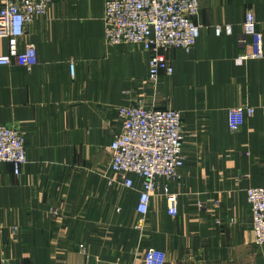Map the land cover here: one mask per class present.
<instances>
[{
    "label": "crops",
    "instance_id": "1",
    "mask_svg": "<svg viewBox=\"0 0 264 264\" xmlns=\"http://www.w3.org/2000/svg\"><path fill=\"white\" fill-rule=\"evenodd\" d=\"M104 10L105 0H53L20 39L38 63L0 66V125L23 131L28 158L20 176L0 161V264H143L151 247L164 264H264L246 192L264 186V41L263 57L236 61L253 51L251 37L241 41L247 10L264 34V0H201V35L190 52H170L174 74L156 91L147 51L105 43ZM227 24L231 35L215 34ZM128 103L182 113L175 216L155 195L142 218L141 180L128 188L110 168ZM238 105L255 113L231 132L228 109Z\"/></svg>",
    "mask_w": 264,
    "mask_h": 264
},
{
    "label": "built area",
    "instance_id": "2",
    "mask_svg": "<svg viewBox=\"0 0 264 264\" xmlns=\"http://www.w3.org/2000/svg\"><path fill=\"white\" fill-rule=\"evenodd\" d=\"M53 0H0V40L6 41V50L0 52V66L18 63L31 69L38 63V51L33 43L20 47V39L27 27L46 14ZM201 0H105L104 41L108 45L129 43L149 53L148 82L156 91L163 74L173 75L174 66L169 54L182 49L190 52L201 35L198 22ZM241 41L251 37L253 51L242 52L236 58L244 64L263 57L264 34L252 10H247L243 21ZM215 34L231 35L233 26L217 25ZM71 73L76 74L75 63ZM255 108L238 105L228 109V127L240 130L252 117ZM121 130L111 142L110 168L128 188L141 180L136 209L144 218L151 199L161 195L170 215L178 214V196L169 182L180 179L185 162L182 113L174 108L148 107L143 103H128L118 107ZM0 161L12 164L20 176L28 163L24 133L21 129L0 125ZM165 180L166 183H162ZM247 200L252 211L255 242L264 245V186L247 189ZM166 253L149 248L143 264H164ZM63 264H90L65 261Z\"/></svg>",
    "mask_w": 264,
    "mask_h": 264
}]
</instances>
